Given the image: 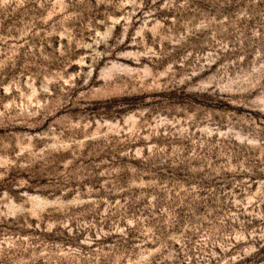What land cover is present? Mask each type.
<instances>
[{
  "label": "rangeland",
  "instance_id": "1",
  "mask_svg": "<svg viewBox=\"0 0 264 264\" xmlns=\"http://www.w3.org/2000/svg\"><path fill=\"white\" fill-rule=\"evenodd\" d=\"M0 264H264V0H0Z\"/></svg>",
  "mask_w": 264,
  "mask_h": 264
}]
</instances>
